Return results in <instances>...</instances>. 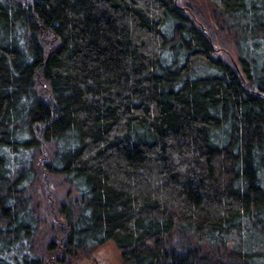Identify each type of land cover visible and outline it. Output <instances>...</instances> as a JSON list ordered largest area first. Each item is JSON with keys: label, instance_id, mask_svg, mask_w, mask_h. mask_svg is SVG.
<instances>
[{"label": "trees", "instance_id": "obj_1", "mask_svg": "<svg viewBox=\"0 0 264 264\" xmlns=\"http://www.w3.org/2000/svg\"><path fill=\"white\" fill-rule=\"evenodd\" d=\"M187 1L0 0V264H264V0Z\"/></svg>", "mask_w": 264, "mask_h": 264}, {"label": "rangeland", "instance_id": "obj_2", "mask_svg": "<svg viewBox=\"0 0 264 264\" xmlns=\"http://www.w3.org/2000/svg\"><path fill=\"white\" fill-rule=\"evenodd\" d=\"M187 4L194 8L201 18L209 25L211 21V6L206 0H188ZM207 26V25H206ZM207 28V27H206ZM204 27V30L206 31ZM207 33V31H206ZM224 38V37H223ZM222 44L217 43L215 47V56L226 61L236 62L237 54L232 41L227 37L224 38ZM58 181V180H57ZM52 194L47 198L40 196L38 203L40 204V216L48 223H55L53 217L56 218L57 206L65 197L68 187L61 182L53 183L51 186ZM71 264H123L119 252L112 243H106L90 255L74 257Z\"/></svg>", "mask_w": 264, "mask_h": 264}, {"label": "water", "instance_id": "obj_3", "mask_svg": "<svg viewBox=\"0 0 264 264\" xmlns=\"http://www.w3.org/2000/svg\"><path fill=\"white\" fill-rule=\"evenodd\" d=\"M203 33H205L206 34V31L205 30H203ZM235 66V65H234ZM236 68V70H237V67H235Z\"/></svg>", "mask_w": 264, "mask_h": 264}]
</instances>
